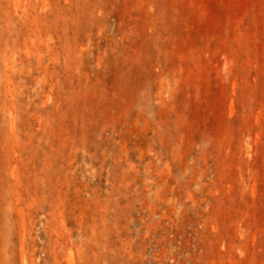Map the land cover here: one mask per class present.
<instances>
[{
	"label": "rangeland",
	"instance_id": "1",
	"mask_svg": "<svg viewBox=\"0 0 264 264\" xmlns=\"http://www.w3.org/2000/svg\"><path fill=\"white\" fill-rule=\"evenodd\" d=\"M0 264H264V0H0Z\"/></svg>",
	"mask_w": 264,
	"mask_h": 264
}]
</instances>
